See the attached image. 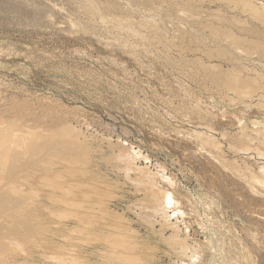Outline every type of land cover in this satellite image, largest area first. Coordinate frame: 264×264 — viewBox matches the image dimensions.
Returning a JSON list of instances; mask_svg holds the SVG:
<instances>
[{"label": "rangeland", "instance_id": "374dc122", "mask_svg": "<svg viewBox=\"0 0 264 264\" xmlns=\"http://www.w3.org/2000/svg\"><path fill=\"white\" fill-rule=\"evenodd\" d=\"M181 1L183 2L180 3ZM263 1L244 0L243 2L254 3V6L262 9ZM227 2L228 0H0V120L4 121L7 118V123L4 125L11 123L21 126L19 130L13 125L15 133L18 130L20 134H16V141L14 140L11 148L14 153L13 159L7 160L6 165H9L10 168L6 166L7 170L5 169L4 172H8L6 177L14 181L18 174L16 178L20 184L18 185L19 189L22 186V191L18 189L17 193L10 191L14 187L3 186L0 188V202L8 199L9 203L5 208L12 209L10 212L18 210V216H20V218L16 217L12 220L3 218L0 221V226H2L0 227V246L6 249L10 242L11 244L17 242L11 229L14 222L20 223V220L27 223L23 230L25 235L27 236L30 232L35 236L34 241L39 244V247L34 243L24 244L26 245L24 246L26 253H23L25 255H18L19 257L10 255L8 264H59L57 261L68 255V249L71 248L69 246L74 241H76L74 244L79 242L81 245L77 255L75 254L81 261H88V264H105L106 262L113 264L114 262L108 257L98 260L99 258L97 259L92 254L95 251L106 253L105 248H108V252L111 250L101 241L107 236L113 238H111L113 247L120 250L121 248L116 244L121 245L123 240L130 239L136 242L139 249L137 248L138 252L135 254L141 256V258L136 256V258L138 257L137 264L139 262L141 264H146V262L147 264H190L187 257H191L192 252L196 253L197 264H264V212H262L264 211V194L252 187L248 179L243 176L248 168V171L253 172L255 168H257L255 171H258L264 167V156H259L257 150H254L257 146H261L259 147L260 151L264 149V133H261L264 131L262 130L264 128V109H260V106L264 104V99H258L259 95H264V92L258 91L256 96L252 94L255 98L242 97L241 95L242 99L238 98V93L236 95L235 92L232 93L233 91L228 92V89L220 85L217 86L212 74L209 70L207 71L209 73H206V66H204H216L217 73L232 70L250 77L259 74L258 78H255L263 82L264 55L262 53L257 55L252 53L245 57L237 56L235 58L231 57V54L222 55L220 51L224 49L225 45L227 46L225 39L214 40L210 30L215 26L217 28L221 26V30L233 29L238 34L246 25L247 28L259 29L260 32H264V26L256 23L249 13L246 14V10L243 15L242 7L238 8L237 5L235 7L234 1L230 0L228 4ZM213 15L215 16L213 17ZM241 21L242 23L247 22V24L244 26L243 23L242 26ZM208 25H210V30L207 29ZM215 51L220 55H217ZM212 54L213 58H211ZM207 55L208 57H206ZM240 59H242L241 62H239ZM200 61H203L204 65ZM236 66L238 69L240 68L239 71L235 69ZM218 68L219 71H217ZM253 71L254 73H251ZM203 111L204 113H202ZM2 113L4 116L1 118ZM65 114L67 116H64ZM227 116L228 120H226ZM15 121L18 122L15 123ZM34 121H39V124ZM65 125L74 128V131H72L73 128L71 131L76 140H79L78 143L75 140L72 143L69 141L70 139L60 142L64 137L58 136L59 133H62L60 128H64ZM35 126L39 129L35 130ZM44 127L49 130L44 132ZM244 129L248 132L251 129L253 131L251 130L252 133L248 134ZM24 131L25 133H23ZM185 131L187 132L185 133ZM191 131H195V133ZM34 132L35 135H39L41 132L43 136L41 134L38 139L36 136L33 138L32 133ZM197 132H200V136L196 139L194 137H198ZM192 133H194V137H192ZM51 134H53L52 138H50ZM201 134L202 138L200 139ZM245 134H248L255 142H253L255 145L253 151L250 150L252 152L239 151L241 142L239 143L238 140L241 139V135ZM25 135L27 138L29 136L33 138L34 145L41 147L39 150L36 149L38 152L32 154V158H28L31 154L25 155L23 152L25 147L22 141L30 139H26ZM203 135H206L205 139ZM56 137H59L60 141ZM207 137L212 143L206 142ZM222 138L228 141L225 142ZM51 139L54 140L51 141ZM198 139L202 142L200 143ZM47 142L54 145L50 146ZM56 143L58 144L56 145ZM216 144L220 145L218 157ZM18 148L19 150H16ZM125 148L130 152L134 151L135 153L136 151V154L142 153L140 158L135 160V162L138 161L134 162V166L141 169L140 173L144 170L142 173L146 174L145 177L142 173L140 175L137 170H127L125 162L120 164L122 160L117 161V158H120V156L117 157L120 150L124 149L123 153H125ZM17 152L21 155H18ZM215 152L218 161L214 157ZM222 152L224 157L226 156L225 159L223 158L224 161H222L223 156H220L223 155ZM244 152L247 153L244 154ZM236 153L238 155H234ZM22 154L28 157L25 158ZM211 155H213V159L210 158ZM240 155L243 159L240 158ZM147 159L149 160L147 161ZM236 160L238 163H233ZM18 161L21 163L19 162V164ZM68 161L76 164H70ZM254 161L260 164L257 165ZM23 163L24 165H22ZM157 163L161 165L158 168ZM224 163L226 165L228 163V165L226 166ZM17 165L20 167L19 170H13L12 166ZM123 165L126 167H122ZM245 165L246 167L250 166L246 168ZM229 168L233 170L231 171ZM165 171L166 173H164ZM147 175H151L152 184H148ZM160 175H165L169 179L172 176L170 181L174 180L172 185L174 190L168 183L161 180ZM31 179L33 182L30 181ZM139 179H143V181H139ZM65 180L69 181L65 182ZM42 181L48 183L47 190L52 187L53 191H47V184L46 186L42 185L40 183ZM235 183L236 185L239 183V187ZM243 183H246V186ZM55 185L64 190L66 188L69 190L72 185L75 191L70 189L73 191L68 196L70 193L68 194L65 190L67 192L65 194L61 188L64 193L61 194V191H58L60 188H55ZM39 186L45 187V190ZM148 186L152 189H148ZM153 187L154 191H152ZM138 189H140L139 191L144 189L142 191H145L146 195L145 192H139ZM167 189L179 203L178 213L183 215L182 217L178 214L170 220V223L164 222L165 219L163 221L162 218L166 216L160 213V209L163 212L168 211L167 204L163 200L161 203L154 202L158 194L163 190L168 192ZM156 191L159 193H155ZM152 192L157 196L155 197ZM218 193L220 194L218 195ZM53 195L55 196L52 197ZM256 196L260 198H256ZM60 200L64 204H66L65 201L70 204L77 203L78 207L81 204L80 208L83 207V211L86 208L85 211L92 210L98 214L95 212L87 214L78 207L76 209L75 205H73L75 209L70 210L72 207L63 206V203L60 205ZM162 203L164 206L161 207ZM95 207L97 208L95 209ZM49 209L50 211H48ZM51 212L54 214L52 215ZM100 213H104L105 217ZM72 214L88 216L91 220L95 218L91 225L85 224L83 227L81 224H84V221L80 223V220L78 224L81 226H79L77 221L72 219L74 217L71 218ZM168 214L172 216L174 212L169 210ZM54 217L56 220L53 219ZM99 218L105 222L102 224ZM4 221L5 223H3ZM53 221H58L59 224H53ZM95 224L97 225L95 226ZM54 226H59V228ZM106 228L107 230H105ZM111 228L115 229L114 234L110 231L113 230ZM42 229L43 231H41ZM117 229H126L127 232L123 230L126 234H121L124 238L116 237V234L120 233ZM72 230L77 232L76 236L71 233ZM82 230L85 231V233L82 232L84 237L81 236ZM44 231L45 233L42 235ZM174 234L179 241L180 239H184L183 242L187 241L188 243H185L189 244V248L193 249L194 247V250L185 252L188 256L185 257L181 252L182 249H179L184 245L178 244L182 241L179 242L176 239L178 248L174 247L176 246L173 243L175 238L172 235ZM92 237L100 240L98 239L96 242ZM168 238L173 239L168 240ZM115 239L116 241H114ZM69 241L72 244L68 243ZM85 242L90 244L85 246ZM250 242L252 245L249 244ZM3 249L1 250L4 251L5 249ZM177 249L181 253H176ZM190 251L192 252L190 253ZM44 253L48 254V257H45ZM244 260L246 261L244 262ZM61 264L63 263L61 262Z\"/></svg>", "mask_w": 264, "mask_h": 264}, {"label": "bare ground", "instance_id": "6f19581e", "mask_svg": "<svg viewBox=\"0 0 264 264\" xmlns=\"http://www.w3.org/2000/svg\"><path fill=\"white\" fill-rule=\"evenodd\" d=\"M174 1V0H173ZM186 1V0H185ZM225 1V0H224ZM230 0H228V2H229ZM234 2H235V7H236V5L238 6V8L239 7H242V9H243V15H244V13L245 12H247L246 14L248 15V13H249V16L256 22V23H258L259 25H261L262 27L264 26V6L262 7V9L261 8H258V6H254L252 3H250V2H243V1H239V0H233ZM232 0H231V2H233ZM248 1V0H247ZM256 1V0H255ZM183 1H181L180 3H182ZM228 2H227V4H228ZM258 2V1H257ZM264 2V1H263ZM226 3V2H225ZM260 3V2H259ZM198 4V3H197ZM214 4V3H213ZM230 4V3H229ZM232 5L234 4V3H231ZM257 4V3H256ZM255 4V5H256ZM231 5V6H232ZM229 6V5H228ZM234 8V7H233ZM232 10V9H231ZM244 10H246L245 12H244ZM185 11V10H184ZM213 11V10H212ZM215 11V10H214ZM233 11V10H232ZM235 11V10H234ZM180 12V11H179ZM185 12H187V11H185ZM205 12V11H204ZM216 12H218L217 10H216ZM181 13V12H180ZM183 13V12H182ZM213 13V12H212ZM219 13V12H218ZM206 14V13H205ZM178 15H179V13H178ZM182 15V14H181ZM216 15H217V13H216ZM218 15H220V14H218ZM183 16V15H182ZM187 16H188V14H187ZM215 15H213V17H214ZM221 16H224V15H222L221 14ZM236 16V15H235ZM219 17V16H218ZM232 17V16H231ZM234 17V16H233ZM232 17V18H233ZM222 18V17H221ZM237 19V18H236ZM239 19V18H238ZM251 19V20H252ZM226 20V19H225ZM240 20H242V19H240ZM215 21V20H214ZM224 21V20H223ZM235 21V20H234ZM243 21V20H242ZM242 21H241V25L244 23H242ZM247 21V20H246ZM228 22V21H227ZM248 22V21H247ZM247 22L246 23H244L243 25L245 26L246 24H247ZM215 23V22H214ZM217 23V22H216ZM238 23V22H237ZM225 24H226V22H225ZM239 24V23H238ZM211 25V24H210ZM210 25H208V30H210L209 28H210ZM216 25H218V24H216ZM242 25V26H243ZM206 26V25H205ZM235 26V25H234ZM241 26V27H242ZM249 26V25H248ZM221 27V26H220ZM220 27L219 28H217V26H215L214 28H211L212 30H210L211 31V35L213 36H211L212 38H214V40H222L223 38L225 39V42H226V44H227V46L225 47L224 46V49H222L220 52L222 53V55L224 54L225 56H226V54H231L230 56L232 57H239V56H243V57H245V56H247V55H250V54H252V53H256V55L259 53H262V55H264V32L262 31V32H260V31H258V30H256V29H252V28H247V25L245 26V28H243V30H242V32L241 33H239L238 32V30H237V32H238V34L237 33H235L234 31H233V29H231V30H227V28H225V30L223 29V30H221L222 29V27H221V29H220ZM227 27V26H226ZM237 27H239L238 25H237ZM258 28V27H257ZM235 29H236V27H235ZM238 29V28H237ZM158 31V30H157ZM173 37V36H172ZM210 37V36H209ZM188 38V37H187ZM200 39V38H199ZM195 41V40H194ZM198 41V40H197ZM200 42V41H199ZM220 42V41H219ZM224 42V43H225ZM191 43V42H190ZM198 43V42H197ZM216 43V42H215ZM223 43V42H222ZM189 44V43H188ZM204 44V43H203ZM191 45V44H190ZM208 45V44H207ZM221 45V44H220ZM183 46V45H182ZM206 46V45H205ZM209 46V45H208ZM213 46H215V45H213ZM212 46V47H213ZM217 48V47H216ZM223 48V47H222ZM194 49V48H193ZM206 49V48H205ZM184 50V49H183ZM191 50V49H190ZM203 50V49H202ZM213 50V49H212ZM212 50H211V52H209V55H210V53H212ZM187 52V51H186ZM193 52V51H192ZM203 52V51H202ZM206 52V51H205ZM214 52V51H213ZM233 52V53H232ZM207 53H208V51H207ZM206 53V54H207ZM215 53L217 54V52L215 51ZM205 54V53H204ZM219 55H220V53H218ZM217 54V55H218ZM234 54V55H233ZM217 55H215L216 57H218ZM211 56V55H210ZM209 56V57H210ZM229 56V57H230ZM206 57H208V55L206 56ZM211 58H213V54H212V57ZM215 58V57H214ZM233 58V59H234ZM261 58V57H260ZM263 58V57H262ZM185 59V58H184ZM221 60H222V58H220ZM228 59H230V58H228ZM238 59V58H237ZM247 59V58H246ZM241 60L242 59H240V61L239 62H241ZM251 60H252V57H251ZM262 60V59H261ZM237 61V60H236ZM235 61V62H236ZM247 61V60H246ZM201 63L203 62V61H200ZM227 62V61H226ZM243 62V61H242ZM255 62V61H254ZM259 62V61H258ZM238 63V62H237ZM203 64V63H202ZM249 64V63H248ZM262 64V63H261ZM260 64V65H261ZM204 65V64H203ZM218 65V64H217ZM204 66H206L205 67V69H206V73H209V72H207L208 70L210 71V73L212 74V77H213V80L217 83V86H222V87H224L225 89H228V92H231V91H233L232 93H234L235 92V94L237 95V93H238V98H241L242 99V97L243 96H247V97H253V98H255L252 94H255V96H256V94L258 93V91H260V92H264V80H262L263 82H261V81H259V80H257L255 77H257L258 78V76H259V74L257 75V76H255V77H250L249 75H246L245 76V74H243V75H241V72H240V74H238V73H236V72H233L232 70H228V71H226L225 73L223 72L222 73V71H221V73L220 72H216L215 71V69H217V67L216 66H207V65H204ZM221 66V65H220ZM237 68H235L236 70L238 69V66H236ZM253 67V66H252ZM221 68V67H220ZM232 68V67H231ZM243 68V67H242ZM245 68V67H244ZM212 69V70H211ZM213 69H214V71H213ZM250 69H253V68H250ZM264 69V68H263ZM222 70V69H221ZM226 70V69H225ZM240 70V68L238 69V71ZM217 71H219V68H218V70ZM242 71H243V69H242ZM244 72V71H243ZM250 73V72H249ZM251 73H254V71L253 72H251ZM209 75V74H208ZM251 75V74H250ZM261 75V74H260ZM210 76V75H209ZM254 76V75H253ZM262 79V78H261ZM212 80V81H213ZM214 83V82H213ZM212 83V84H213ZM214 85V84H213ZM216 85V84H215ZM14 90V89H13ZM1 92H3V90H1ZM7 92V91H6ZM194 92H195V90H194ZM257 92V93H256ZM3 94V93H2ZM260 94V93H259ZM258 94V95H259ZM262 94V93H261ZM242 97H241V96ZM240 96V97H239ZM260 97H258V99H261V98H263L264 99V95H259ZM15 98V97H14ZM32 98V97H31ZM224 98V97H223ZM246 98V97H245ZM182 99V98H181ZM251 99V98H250ZM257 99V98H256ZM257 99V100H258ZM230 100V99H229ZM231 100H233V99H231ZM235 101H236V99H234ZM248 100V99H247ZM262 100V99H261ZM0 101H1V99H0ZM198 101V100H197ZM200 101V100H199ZM253 102L254 101H256V100H252ZM14 102V101H13ZM51 102V101H50ZM238 102V101H237ZM1 103V102H0ZM6 104V103H5ZM261 104H262V102H261ZM20 105V104H19ZM31 105V104H30ZM187 105V104H186ZM259 106H260V102H259V104H258ZM264 105V104H263ZM263 105H261V106H263ZM41 106V105H40ZM260 106V109H264V106L263 107H261ZM36 107V106H35ZM56 107V106H55ZM64 107V106H63ZM207 107V106H206ZM230 107V106H229ZM8 108V107H7ZM16 108H17V106H16ZM209 108V107H208ZM208 108H206V109H208ZM211 108V107H210ZM243 108H244V106H243ZM9 109V108H8ZM14 109H15V107H14ZM39 109H40V107H39ZM50 109V108H49ZM258 109V108H257ZM13 110V109H12ZM27 110V109H26ZM37 110V109H36ZM41 110V109H40ZM209 110V109H208ZM207 110V111H208ZM18 111V110H17ZM210 111V110H209ZM260 111V110H259ZM4 112V111H3ZM24 112V111H23ZM50 112H52V111H50ZM211 112H213V111H211ZM210 112V113H211ZM7 113H8V111H7ZM16 113H18V112H16ZM22 113V112H21ZM67 113V112H66ZM77 113V112H76ZM202 113H204V111L202 112ZM209 113V112H208ZM216 113V112H215ZM5 114V113H4ZM206 114V113H205ZM212 114H214V113H212ZM217 114V113H216ZM246 114V113H245ZM9 115V114H8ZM18 115H19V113H18ZM29 115V114H28ZM55 115H57V114H55ZM194 115H196V114H194ZM201 115V114H200ZM226 115V114H225ZM249 115V114H248ZM2 116H4L3 115V113H2V115H1V118H2ZM15 116V115H14ZM45 116V115H44ZM64 116H67L66 114L64 115ZM64 116H62V117H64ZM223 116V115H222ZM221 116V117H222ZM232 116H233V114H232ZM19 117V116H18ZM58 117V116H57ZM251 117V116H250ZM256 117V116H255ZM43 118V117H42ZM41 118V119H42ZM45 118H47V117H45ZM223 118V117H222ZM233 118H234V116H233ZM237 118V117H236ZM235 118V119H236ZM7 119V118H6ZM6 119L3 121V119L2 120H0V188H2L3 186H6V187H14V188H12L10 191L12 192V193H17L21 188H22V186H21V188L19 189V186L18 185H20V184H18V182H17V178H16V176L18 175L17 173H15V174H17L16 176H15V181L14 180H11V179H8L7 177H6V175H8L7 173L8 172H4V171H6L7 169H6V166H8V168H10L9 167V165H6L7 164V160H10L9 158H12L13 157V155H14V153H12V145L14 144L13 142H14V140H15V137H16V134L17 133H19L20 134V132L17 130L16 131V133H15V128H14V126L13 125H15L16 126V124H9V125H4V124H6L7 123V121H6ZM18 119V118H17ZM16 119V120H17ZM37 119H39V118H37ZM78 119V118H77ZM188 119V118H187ZM195 119H197V118H195ZM200 119V118H199ZM225 119V118H224ZM223 119V120H224ZM253 119H254V117H253ZM45 120V119H44ZM226 120H228V116H227V118H226ZM238 120V119H237ZM192 121V120H191ZM239 121V120H238ZM237 121V122H238ZM253 121V120H252ZM18 121H15V123H17ZM34 122H38V124H39V121H34ZM44 122V121H43ZM217 122V121H216ZM228 122V121H227ZM235 122H236V120H235ZM245 122V121H244ZM259 122V121H258ZM13 123V122H12ZM21 123V122H20ZM20 123H19V125H20ZM168 123V122H167ZM186 123V122H185ZM241 123V122H240ZM254 123V122H253ZM260 123H261V121H260ZM260 123H258V124H260ZM194 124V123H193ZM246 124H248L247 122H246ZM36 126H37V124H35ZM42 125V124H41ZM57 125V124H56ZM60 125V124H59ZM214 125V124H213ZM221 125V124H220ZM227 125H229V124H227ZM241 126H243L242 124H240ZM250 125V124H249ZM256 125H257V123H256ZM34 126V125H33ZM33 126H31L32 128H33ZM35 126V130H37V129H39V128H37ZM58 126V125H57ZM208 126V125H207ZM216 126H217V124H216ZM238 126H239V124H238ZM240 126V127H241ZM251 126V125H250ZM252 126H254V125H252ZM16 127H18V129L20 130V128L19 127H21V126H16ZM58 127H60V126H58ZM65 127H68V128H65ZM181 127V126H180ZM201 127V126H200ZM209 127V126H208ZM214 127H215V125H214ZM221 127V126H220ZM246 127V125L244 126V128ZM255 127V126H254ZM258 127V126H257ZM256 127V128H257ZM26 128V127H25ZM30 128V127H29ZM73 128V127H72ZM71 126L69 127V126H64V128L62 127V128H60L61 130L60 131H62V133L60 134L59 133V137H61V136H64V137H62V139H61V141L60 142H63V140L64 141H66V140H69L70 142H72V143H74L75 141L78 143V141L76 140V138L74 137V135H73V133H72V131H74V128H73V130L71 131ZM202 128H203V125H202ZM216 128V127H215ZM242 128V127H241ZM249 128V127H248ZM252 128V127H251ZM211 129V128H210ZM253 129V128H252ZM251 129V130H252ZM258 129V128H257ZM28 130V129H27ZM40 130H42V129H40ZM44 132H45V127H44ZM49 130V129H48ZM48 130H46V131H48ZM183 130H185V129H183ZM213 131H214V129H212ZM218 130H220V129H218ZM246 129H244V131H245ZM250 130V129H249ZM251 130H250V132H251ZM262 130H264V128L262 129ZM21 131H22V129H21ZM51 131V130H50ZM53 131V130H52ZM206 131L208 132V130L206 129ZM243 131V132H244ZM253 131V130H252ZM27 132V131H26ZM39 132V131H38ZM38 132H36V133H38ZM43 132V131H42ZM187 131H185V133H186ZM191 132H194L195 133V131H191ZM239 132H241V131H239ZM246 132H248L247 130L245 131V133ZM250 132H248V134L250 133ZM256 132H258V131H256ZM23 133H25V131L23 132ZM190 133V132H189ZM194 133H192V135L194 134ZM198 133V132H197ZM196 133V135L198 136V137H194V135L192 136V137H194V138H199V136H200V132L197 134ZM252 133V132H251ZM261 133H264V131H262ZM29 135L31 134V133H28ZM39 134V133H38ZM41 132H40V136H41ZM55 134V133H54ZM219 134V133H218ZM225 134V133H224ZM228 134V133H227ZM226 134V135H227ZM248 134L245 136V135H241V139H239L238 141H239V143H240V145H241V149L239 150V151H241V150H244V151H250V150H252L253 151V146L255 147V145H254V141H253V139H251V137H249L248 136ZM254 134H255V131H254ZM28 135V136H29ZM39 135H35V132L34 133H32V137L33 136H36L37 137V139H38V137H39ZM48 135H49V133H48ZM48 135L46 134V138L48 137ZM56 135H57V132H56ZM61 135V136H60ZM190 135V134H189ZM210 135H211V133H210ZM214 135V134H213ZM229 135V134H228ZM228 135L226 136V137H228ZM233 136H234V134H232ZM239 135V134H238ZM19 136V135H18ZM18 136H17V139H18ZM22 136H24V134H22ZM42 136H43V134H42ZM204 136V135H203ZM254 136V135H253ZM252 136V137H253ZM264 136V135H263ZM25 137H26V135H25ZM32 137H30L29 136V138H27L26 137V139H29V140H23L22 141V144L24 145V147H25V151H23L24 152V154L26 155H28V154H31L29 157L28 156H24L23 154V156L25 157V158H32L33 156H32V154H35V152H38V151H36V149H40L41 147H40V145H37L36 146V144L34 145V142L35 141H32L33 140V138ZM44 137H45V135H44ZM53 137V134H51V137L50 138H52ZM65 137H66V139H65ZM205 137H206V135L204 136V139H205ZM226 137H224V139L226 140ZM235 137V136H234ZM236 137H238V136H236ZM259 137V136H258ZM32 138V139H31ZM41 138V137H40ZM39 138V139H40ZM43 138V137H42ZM50 138H48L49 139V141H50ZM55 138V139H56ZM68 138V139H67ZM202 138V134H201V137H200V139ZM208 138V137H207ZM206 138V142L207 143H209V142H211L212 143V141H210V138H208L207 139ZM239 138V137H238ZM22 139H23V137H22ZM45 139V138H44ZM47 139V140H48ZM200 139H198L199 141H200ZM223 139V138H222ZM223 139V140H224ZM237 139V138H236ZM35 140V139H34ZM54 139H51V141H53ZM75 140V141H74ZM215 140V139H214ZM224 140V141H225ZM257 140V139H256ZM264 140V139H263ZM16 141V140H15ZM216 141V140H215ZM220 141V140H219ZM228 141V140H227ZM227 141H225V142H227ZM230 141V140H229ZM202 141H200V143H201ZM203 142H205V141H203ZM205 142V143H206ZM254 142V143H253ZM260 142V141H259ZM264 142V141H263ZM20 143H21V141H20ZM45 143V142H44ZM48 143V145H50L49 144V142H47ZM53 143V142H52ZM55 143V142H54ZM71 143V144H72ZM205 143H204V146H205ZM219 143V142H218ZM230 143V142H229ZM17 144V143H16ZM58 143H56V145H57ZM80 144V143H79ZM203 144V143H202ZM220 144V143H219ZM54 144H52V145H50V146H53ZM60 145V144H59ZM210 145V144H209ZM218 144H216V152H217V157L219 156V154H220V148H219V146H217ZM73 146V145H72ZM77 146V145H76ZM229 146V145H228ZM238 146V145H237ZM262 146H263V144H262ZM24 147H23V149H24ZM82 147V146H81ZM83 147H84V145H83ZM82 147V148H83ZM207 147V146H206ZM223 147V146H222ZM259 147H261V146H257L254 150H257V153L259 154V156H264V149L262 150V151H260V148ZM264 147V146H263ZM17 148V147H16ZM208 148H210V147H208ZM224 148V147H223ZM232 148H235V147H232ZM21 149V148H20ZM22 149V150H23ZM226 149V148H225ZM229 149H230V146H229ZM16 150H19V148L18 149H16ZM21 150V151H22ZM48 150V149H47ZM50 150V149H49ZM132 150V149H131ZM202 150V149H201ZM208 150V149H207ZM212 150V149H211ZM85 151V150H84ZM123 151H124V149H123ZM123 151H121L120 150V153L122 152L123 153ZM199 151V150H198ZM230 151V150H229ZM236 151V150H235ZM252 151H250V152H252ZM14 152L16 153V151L14 150ZM20 152V151H19ZM19 152H17V154L19 153ZM22 152V153H23ZM132 152V151H131ZM130 152V150H127L126 148H125V153H123V154H118L117 155V157H119L120 156V158H117V161H121L120 162V164L121 163H124L125 162V165L127 166V170H131V169H133V170H137V172H139L141 169H139L138 167H135L134 165H135V163L138 161H136L135 162V160L136 159H138V158H140V156L142 155V153L140 154H136V151H135V153H134V151L131 153ZM214 152V151H213ZM216 152H215V156L214 157H216ZM212 153V152H211ZM232 153V152H231ZM242 153V152H241ZM245 153H247V152H244V154ZM222 154L223 155H220L221 157H222V159L224 158H226V156L224 157V153L222 152ZM225 154H227V153H225ZM252 154V153H251ZM18 155H21L20 153L18 154ZM63 155V154H62ZM214 155V154H213ZM213 155H211L212 157H210V158H212L213 159ZM234 155H238V153H236V154H234ZM243 155V154H242ZM37 156V155H36ZM35 156V157H36ZM245 156V155H244ZM243 156V157H244ZM34 157V158H35ZM217 157H216V161H218L217 160ZM20 158H21V156H20ZM38 158V157H37ZM147 158V157H146ZM228 158V157H227ZM240 158H242L241 157V155H240ZM252 158V157H251ZM253 158H254V156H253ZM13 159V158H12ZM11 159V160H12ZM36 159V158H35ZM75 159H77V158H75ZM120 159V160H119ZM199 159V158H198ZM224 159L222 160V161H224ZM243 159V158H242ZM249 159H250V157H249ZM260 159H261V157H260ZM17 160H18V156H17ZM16 160V161H17ZM30 160V159H29ZM37 160V159H36ZM42 160V159H41ZM45 160V159H44ZM141 160V159H140ZM139 160V161H140ZM145 160V159H144ZM149 159H147V161H148ZM185 160V159H184ZM219 160L221 161V159H220V157H219ZM257 160V159H256ZM14 161V160H13ZM23 161V160H22ZM43 161V160H42ZM51 161V160H50ZM212 161V160H211ZM214 161H215V158H214ZM216 161H215V164H216ZM229 161H230V159H229ZM238 160H236V161H234L233 163H235V162H237ZM251 161V160H250ZM260 161V160H259ZM9 162V161H8ZM11 162V161H10ZM9 162V163H10ZM21 163V161H18V163ZM29 162V161H28ZM35 162V161H34ZM48 162V161H47ZM89 162V161H88ZM135 162V163H134ZM141 162V161H140ZM160 162V161H159ZM227 162V161H226ZM254 162H256V161H254ZM264 162V161H263ZM12 163V162H11ZM19 163V164H20ZM54 163V162H53ZM68 163H70V164H73L71 161H68ZM161 163V162H160ZM211 163V162H210ZM213 163V162H212ZM220 163V162H219ZM223 163V162H222ZM222 163H221V165H222ZM238 163V162H237ZM245 163V162H244ZM13 164V163H12ZM15 164V163H14ZM16 164H17V162H16ZM48 164V163H47ZM60 164V163H59ZM59 164H57V165H59ZM76 164V163H75ZM75 164H73V165H75ZM214 164V163H213ZM225 164V163H224ZM223 164V165H224ZM249 164V163H248ZM256 164H257V162H256ZM258 164H260L259 162H258ZM257 164V165H258ZM262 164V163H261ZM22 165H24V163L22 164ZM22 165H21V168L23 169V167H22ZM34 165V164H33ZM41 165H42V163H41ZM44 165V164H43ZM63 165H66V164H63ZM73 165H72V168H73ZM78 165V164H77ZM90 165V164H89ZM122 165V164H121ZM125 165H123L122 167H124ZM160 164L159 163H157V168H158V166H159ZM220 165V166H221ZM226 165V164H225ZM227 165H228V163H227ZM226 165V166H227ZM233 165V164H232ZM232 165H230V166H232ZM244 165V164H243ZM256 165V166H257ZM37 166H39V165H37ZM47 166V165H46ZM68 166H70V165H68ZM125 166V167H126ZM161 166V165H160ZM196 166V165H195ZM217 166V165H216ZM219 166V167H220ZM237 166V165H236ZM242 166V165H241ZM250 166V165H249ZM249 166H247L246 167V165H245V167L246 168H248ZM252 166V165H251ZM260 166V165H259ZM262 166V165H261ZM222 167V166H221ZM244 167V166H243ZM254 167V166H253ZM12 168H13V170H15V169H18V168H20V167H18V165L17 166H15V167H13L12 166ZM12 168H11V171H13L12 170ZM71 168V167H70ZM142 168V167H141ZM146 168V167H145ZM161 168V167H160ZM252 168V167H251ZM6 169V170H5ZM48 169V168H47ZM122 169V168H121ZM221 169V168H220ZM230 169V168H229ZM249 169V168H248ZM248 169H247V171L246 172H244L245 174L243 175L246 179H248V181L251 183V185H252V187H254V188H256V189H258L259 191H260V193H263L264 194V167H261L258 171H255V169H257V168H255L254 169V171L252 172V171H248ZM19 170V169H18ZM122 170H124V169H122ZM160 170H162V169H160ZM165 170V169H164ZM225 170V169H224ZM231 171L233 170L232 168L230 169ZM241 170H243L242 168H241ZM253 170V169H252ZM10 171V172H11ZM29 171V170H28ZM83 171V170H82ZM169 171V170H168ZM236 171V170H235ZM9 172V173H10ZM134 172V171H133ZM142 172H144V170L142 171ZM141 172V173H142ZM145 172H146V170H145ZM147 172H149V171H147ZM156 172V171H155ZM201 172V171H200ZM207 172V171H206ZM12 173H14V172H12ZM29 173V172H28ZM124 173V172H123ZM130 173H131V171H130ZM130 173H128V174H130ZM140 173V172H139ZM141 173H140V175H141ZM150 173H151V171H150ZM164 173H166V171L164 172ZM169 173H171V172H169ZM210 173V172H209ZM231 173V172H230ZM234 173V172H233ZM65 174V173H64ZM135 174V173H134ZM142 174H144V177H145V173H142ZM162 174V173H161ZM227 174V173H226ZM238 175H240L239 173H237ZM241 174H242V172H241ZM38 175V174H37ZM57 175V174H56ZM139 175V174H138ZM230 175V174H229ZM232 175V174H231ZM36 176V175H35ZM70 176V175H69ZM151 175H147L146 176V180L148 181V184H152V179H151V177H150ZM154 176V175H153ZM161 176V180L164 182V183H168L169 184V186L170 187H172V185H173V181L171 182L170 181V179L172 178V176H171V178L169 179V178H167V177H165V175H160ZM159 176V177H160ZM200 176V175H199ZM242 176V177H243ZM10 177V176H9ZM28 177V176H27ZM30 177V176H29ZM32 177V176H31ZM65 177V176H64ZM68 177V176H67ZM71 177V176H70ZM69 177V178H70ZM78 177V176H77ZM137 177V176H136ZM135 177V178H136ZM139 177V176H138ZM141 177H143V176H141ZM140 177V178H141ZM169 177V176H168ZM176 177V176H175ZM208 177V176H207ZM241 177V176H240ZM241 177V178H242ZM56 178H58V177H56ZM72 178V177H71ZM153 178V177H152ZM211 178V177H210ZM230 178V177H229ZM233 178H234V175H233ZM236 178V177H235ZM45 179V178H44ZM128 179V178H127ZM129 179H131V178H129ZM128 179V180H129ZM138 179V178H137ZM144 179V178H143ZM143 179H139V181L140 180H142L143 181ZM232 179V178H231ZM237 179V178H236ZM21 180V179H20ZM62 180V179H61ZM71 180V179H70ZM131 180H133V179H131ZM131 180H130V182H131ZM166 180H169V181H166ZM177 180V179H176ZM211 180V179H210ZM214 180V179H213ZM243 180H244V178H243ZM23 181V180H22ZM30 181H32V179L30 180ZM63 181H64V178H63ZM67 180H65V182H66ZM69 181V180H68ZM67 181V182H68ZM72 181V180H71ZM135 181V180H134ZM233 181V180H232ZM240 181V180H239ZM26 182V181H25ZM33 182V181H32ZM46 181H44V183H43V181L42 182H40V183H42V185L43 184H45V186H46V184H47V188H46V190L48 189V183H45ZM154 182V181H153ZM178 182V181H177ZM213 182V181H212ZM246 183H248L247 181H245ZM22 183V182H21ZM29 183V182H28ZM28 183H27V185H28ZM59 183V182H58ZM62 183V182H61ZM132 183V185H133V182H131ZM217 183V182H216ZM237 183V182H236ZM236 183H235V185H236ZM245 183V184H246ZM134 184H136V183H134ZM141 184H142V182H141ZM239 184V183H238ZM238 184L236 185V186H238ZM244 183H243V185H245ZM57 185V184H56ZM55 185V188L56 187H58V186H56ZM137 185V184H136ZM139 185H140V182H139ZM146 185V184H145ZM52 186V185H51ZM66 186H68V185H66ZM72 186V185H71ZM70 186V189H73L74 190V188H73V186L71 187ZM143 186V185H142ZM153 186V185H152ZM152 186H150V187H152ZM163 186H166V187H169L168 185H163ZM216 186V185H215ZM246 186V185H245ZM39 187H42V186H39ZM136 187V186H135ZM138 187V186H137ZM136 187V188H137ZM140 187V186H139ZM158 187V186H157ZM179 187V186H178ZM209 187V186H208ZM224 187V186H223ZM239 187V186H238ZM251 187V188H252ZM9 188H8V190H9ZM44 190H45V187H42ZM51 189H52V187H50ZM49 188V189H50ZM58 188H60V186L58 187ZM62 188V187H61ZM60 188V189H61ZM66 188V187H65ZM69 188V187H68ZM80 188V187H79ZM147 188V187H146ZM173 188V187H172ZM210 188V187H209ZM218 188V187H217ZM241 188V187H240ZM247 188V187H246ZM19 189V190H18ZM50 189V190H51ZM58 190V191H61L60 193L61 194H64V193H62L63 192V190L61 189V190ZM69 189V190H70ZM86 189V188H85ZM141 189V188H140ZM140 189H138V191L140 190ZM148 189H152V188H149V186H148ZM156 189V188H155ZM165 189V188H164ZM1 190V189H0ZM3 190V189H2ZM5 190H6V188H5ZM15 190V191H14ZM50 190H47V191H50ZM67 192H68V196H70L71 195V192L73 191V190H70V192H69V190H67V188L65 189ZM65 190H64V192H65ZM79 190V189H78ZM142 190H144V189H142ZM141 190V191H142ZM146 191H147V189H145ZM173 190H174V188H173ZM178 190V189H177ZM240 190V189H239ZM242 190V189H241ZM244 190H246V189H244ZM257 190V191H258ZM21 191H22V189H21ZM51 191H53V190H51ZM50 191V192H51ZM58 191H56V192H58ZM75 191V190H74ZM84 191V190H83ZM141 191H139V192H141ZM152 191H154V187H153V190ZM158 191H160V190H158ZM166 191H168V189L166 190ZM207 191V190H206ZM218 191V190H217ZM249 191V190H248ZM252 191V190H251ZM256 191V190H255ZM256 191V192H257ZM2 192V191H1ZM9 192V191H8ZM7 192V194L9 195V193ZM67 192H65V194H67ZM142 192H145V191H142ZM150 192V191H149ZM221 192H222V190H221ZM240 192V191H239ZM3 193V192H2ZM59 193V192H58ZM148 193V192H147ZM153 193V192H152ZM155 193H159V192H155ZM173 193V192H172ZM230 193V192H229ZM238 193V192H237ZM244 193V192H243ZM247 193H251V192H247ZM246 193V194H247ZM259 193V194H260ZM6 194V195H7ZM20 194H21V192H20ZM20 194H17V195H20ZM55 194V193H54ZM145 195H146V192L144 193ZM154 194V193H153ZM161 194V195H160ZM160 194H158V196L157 195H155L154 194V196L156 197V199H155V201L154 202H157V203H161L162 202V200L167 204V208H168V211L169 210H172V212H174V214L172 215V216H170L169 214H168V211L166 210V211H164L163 212V210L162 209H160V213H163V214H165L164 216H166L165 218H162V220L163 219H165V221L164 222H169L170 223V220L171 219H173L174 217H176L178 214H180V213H178L179 212V207H178V205H179V203H177L176 202V198H174V196L171 194V193H169V191L168 192H165L164 190H163V192H160ZM179 194V193H178ZM187 194V193H186ZM211 194H213L212 192H211ZM220 193H218V195H219ZM224 194V193H223ZM242 194V193H241ZM258 194V193H257ZM26 195V194H25ZM44 195V194H43ZM149 195V194H148ZM225 195V194H224ZM244 195V194H243ZM251 195H253V194H251ZM256 195V194H255ZM32 196V195H31ZM55 195H53L52 197H54ZM81 196V195H80ZM245 196V195H244ZM243 196V197H244ZM3 197H4V194H3ZM9 197V196H8ZM16 197H18V196H16ZM51 197V198H52ZM65 197H67V195H65ZM64 197V198H65ZM145 197V196H144ZM152 197H153V195H152ZM155 197H153V198H155ZM219 197V196H218ZM252 197V196H251ZM259 197V196H258ZM257 196H256V198H258ZM50 198V197H49ZM48 198V199H49ZM50 198V199H51ZM56 198V197H55ZM72 198V197H71ZM91 198V197H90ZM152 198V200H154ZM213 198H214V196H213ZM220 198V197H219ZM218 198V199H219ZM236 198H238V197H236ZM255 198V197H254ZM254 198H253V200H254ZM260 198V197H259ZM54 199V198H53ZM89 199V198H88ZM148 199H150V198H148ZM239 199V198H238ZM22 200V199H21ZM55 200H57V199H55ZM64 200V199H63ZM228 200V199H227ZM235 200V199H234ZM234 200H232L233 202H236V201H234ZM242 200V199H241ZM256 200V199H255ZM261 200H263V199H261ZM3 201V200H2ZM11 201V200H10ZM32 201V200H31ZM149 201V200H148ZM221 201V200H220ZM223 201V200H222ZM258 201V200H257ZM60 202V205L62 204L63 206H69V207H72V208H70V210L71 209H77V207L78 206H76V204H73L72 202V204H70L69 202H66L65 201V203L66 204H68V205H66V204H64V202H62L61 203V200L59 201ZM86 202H87V200H86ZM111 202V201H110ZM224 202V201H223ZM242 202V201H241ZM247 202V201H246ZM3 203V204H2ZM8 203H9V200L8 199H5L4 200V202H0V221L3 219V218H5V219H13V218H20V216H18V213H19V211L18 210H16V211H13V212H10V211H12V209H10V210H8V209H6L5 207L8 205ZM101 203H102V201H101ZM164 203V204H165ZM226 203V202H225ZM264 203V202H263ZM25 204V203H24ZM258 204H259V202H258ZM31 205V204H30ZM60 205H57V206H60ZM71 205V206H70ZM73 205H75V208H73ZM84 205V204H83ZM82 205V206H83ZM162 205H163V203L160 205L161 207H162ZM184 205V204H183ZM260 205V204H259ZM28 206V205H27ZM56 206V205H55ZM80 206H81V204H79V207H78V209L80 208ZM84 206H86V205H84ZM93 206V205H92ZM164 206V205H163ZM226 206V205H225ZM239 206H240V204H239ZM26 207V206H25ZM33 207H34V205H33ZM87 207V206H86ZM88 207H90V206H88ZM102 207V206H101ZM241 207H242V205H241ZM244 207V206H243ZM62 208V207H61ZM66 208V207H65ZM93 208V207H92ZM97 207H95V209H96ZM104 208V207H103ZM107 208V207H106ZM150 208V207H149ZM157 208V207H156ZM250 208V207H249ZM259 208V207H258ZM263 208V207H262ZM261 208V209H262ZM30 209V208H29ZM68 209V208H67ZM80 209H82V212H87V214H88V212L89 213H94L92 210H90V211H85V210H87L86 208H84L85 210L83 211V207H81ZM90 209H91V207H90ZM154 209V208H153ZM251 209V208H250ZM260 209V208H259ZM156 210H159V209H156ZM155 210V211H156ZM252 210V209H251ZM48 211H50V209L48 210ZM48 211H47V213H48ZM58 212V211H57ZM100 212V211H99ZM110 212V211H109ZM262 212H264V211H262ZM52 213V212H51ZM69 213H70V211H69ZM95 213H97L98 214V212H95ZM49 214V213H48ZM54 214V212L52 213V215ZM60 214V213H59ZM68 214V213H67ZM96 214V215H97ZM101 214V213H100ZM182 214V213H181ZM180 214V215H181ZM104 216V213L103 214H101V216ZM49 216H50V214H49ZM60 216H62V215H60ZM68 217H69V215H67ZM111 216V215H110ZM182 217H183V215H181ZM250 216V215H249ZM30 217V216H29ZM51 217V216H50ZM72 217H74V218H72ZM105 217V216H104ZM253 217V216H252ZM56 217H54L53 219H55ZM62 218V217H61ZM70 218V217H69ZM71 218L73 219V220H76L77 221V224H78V222L81 220V222L80 223H83V221H84V224H81L82 226L83 225H85V224H87V226L88 225H91V222H92V220H94V218L91 220V218L90 217H88V216H83V215H79V214H72V216H71ZM23 219V218H22ZM102 218H99V220H101ZM182 219V218H181ZM252 219V218H251ZM261 219V218H260ZM56 220V219H55ZM57 220H58V217H57ZM106 220V219H105ZM110 220V219H109ZM10 221V220H9ZM49 221V220H48ZM59 221H62V220H60L59 219ZM68 221V220H67ZM96 221V220H95ZM97 221H98V219H97ZM96 221V223H98ZM112 221H114V220H112ZM264 221V220H263ZM14 222V221H13ZM12 222V223H13ZM20 223H16V222H14V226H12L13 228L11 229V233H13L14 235H15V239L17 240V242L15 241L13 244H11V242H10V244L8 245V247L4 250L3 248H1V246H0V250L1 249H3L4 251H0L1 252V254H0V264H8V257L11 255H25V254H23V253H26L25 252V249H24V246H26V245H24V244H27L28 245V243L30 244V243H34L36 246H38L39 247V244L37 243V242H35L34 240V235H31L30 234V232H29V234L26 236L25 235V233L23 232V230L25 229V227L27 226V223L25 222V221H23V220H20L19 221ZM65 222V221H64ZM75 222V221H74ZM94 222V221H93ZM101 222H102V220H101ZM100 222V223H101ZM103 222H105L104 220H103ZM103 222H102V224H103ZM118 222V221H117ZM251 222V221H250ZM258 222V221H257ZM262 222V221H261ZM3 223H5V221L3 222ZM95 223V222H94ZM109 223V222H108ZM226 223V222H225ZM53 224H56V225H58L59 224V222L57 221H53ZM182 224V223H181ZM259 224H260V222H259ZM6 226H7V224H5ZM79 225V224H78ZM81 225H79V226H81ZM97 224H95V226H96ZM99 225V224H98ZM105 225V224H104ZM107 225V224H106ZM171 225H173V224H171ZM87 226H85L86 228H87ZM174 226V225H173ZM173 226H171V227H173ZM180 226V225H179ZM261 226H262V224H261ZM0 227H2V226H0ZM55 227V226H54ZM53 227V228H54ZM56 227H58L59 228V226H56ZM55 227V228H56ZM63 227H65V226H63ZM68 227V226H67ZM84 227V226H83ZM91 229H92V227L91 226H89ZM119 227H121V226H119ZM176 227V226H175ZM254 227V226H253ZM256 227H258V226H256ZM50 228V227H49ZM57 228V229H58ZM94 228V227H93ZM104 228H105V226H104ZM261 228H263V227H261ZM10 229V228H9ZM61 229V228H60ZM62 229H64V228H62ZM79 229V228H78ZM111 229H113V230H110V231H112V233L114 234V228H111ZM176 230L178 229V227L177 228H175ZM243 229V228H242ZM13 230H14V232H13ZM39 230V229H38ZM37 230V232H39ZM51 230V229H50ZM65 230V229H64ZM66 230H68V229H66ZM74 230H77V229H74ZM105 230H107V228L105 229ZM123 230H125L126 231V229H117V231L118 232H120V233H118V232H116V233H118V235L116 234V237L118 238V237H120V238H124V234H126V232H124ZM190 230V229H189ZM41 231H43V229L41 230ZM40 231V232H41ZM78 231H80V230H78ZM84 230H82L81 231V236H83L82 235V232H83ZM185 231V230H184ZM102 232V231H101ZM188 232V231H187ZM250 232V231H249ZM44 233H45V231L43 232V234L42 235H44ZM65 233H66V231H65ZM68 233V232H67ZM71 233H74V235L76 236L77 235V232H74L73 230L71 231ZM76 233V234H75ZM80 233V232H79ZM78 233V234H79ZM84 233H85V231H84ZM34 234V233H33ZM87 234V233H86ZM107 234V233H106ZM112 234V235H113ZM121 234H123V235H121ZM46 235V234H45ZM48 235V234H47ZM71 235V234H70ZM73 235V234H72ZM73 235V236H74ZM132 235V234H131ZM39 236V235H38ZM80 236V235H79ZM87 236V235H86ZM89 236V235H88ZM96 236V235H95ZM115 236V235H114ZM174 236V237H173ZM178 235L176 234V237H177ZM246 236V235H245ZM260 236V235H259ZM72 237V236H71ZM84 237V236H83ZM90 237H91V235H90ZM98 237H99V235H98ZM172 237L173 238H175V234L174 235H172ZM250 237V236H249ZM254 237V236H253ZM253 237H252V239H253ZM263 237V236H262ZM45 238V237H44ZM82 238V237H81ZM86 238H89V237H86ZM95 239V237H92V239ZM103 238V237H102ZM111 238L112 237H109V236H107V237H104V239L103 240H101L105 245H106V247H110L111 248V250H109V252H108V248H105V250H106V253H104V251L102 252V251H98V252H94V253H92L93 255H94V257H96L98 260H100V258H105V257H108L109 258V260L111 259L112 260V262H114L113 264H137V261H136V259L138 258H136V256H140V255H136L135 253H137L138 251H136V250H138L139 248V246L136 244V242H133L132 240H130V239H128V241H125V240H123V242H122V244L121 245H117L116 244V246H118V247H120L121 248V250L120 249H117L116 247H113V241L111 240ZM116 238V239H117ZM172 238V239H173ZM47 239V238H46ZM68 239V238H67ZM66 239V240H67ZM89 239H91V238H89ZM88 239V240H89ZM99 239V238H98ZM97 239V240H98ZM113 239V238H112ZM116 239L114 240V241H116ZM119 239V238H118ZM118 239H117V241H118ZM171 238L169 239L168 238V240H172ZM178 238H175V240H174V244H176V242L178 243ZM255 239V238H254ZM22 240V241H21ZM71 240V239H70ZM75 240H77V239H75ZM96 240V239H95ZM97 240H96V242H97ZM100 240V239H99ZM183 240L184 239H180V241H182L183 242ZM186 240H188L187 238H186ZM91 242H92V240H90ZM100 241V242H101ZM135 241V240H134ZM176 241V242H175ZM179 241V242H180ZM196 241V240H195ZM249 241H251V240H249ZM52 242V241H51ZM74 242H76V241H74ZM74 242H73V244H72V242H68V243H71L72 245H70L69 247H71L70 249H68V255L67 256H64L63 258L61 257L57 262H59V264H61V262L63 263V264H74V263H77V264H79V263H82V264H88L89 262L88 261H81L77 256H75V254L76 253H78V249L81 247V245H80V243L79 242H77V243H79V244H74ZM119 242V241H118ZM121 242V241H120ZM178 243V244H184L183 246L182 245H179V246H182L181 248L179 247V249H182L181 250V252H182V254L183 255H185V257L186 256H188V255H186V253L185 252H188L189 250H194V247H193V249H191V248H189L190 246H188L189 244H186L185 242H187V241H185V242H183V243ZM252 242V241H251ZM251 242L249 243L250 245H252L251 244ZM254 242V241H253ZM37 243V244H36ZM41 243H44V242H41ZM81 243H83V242H81ZM86 243V242H85ZM84 243V245L85 246H87V244H90V243H86L85 244ZM108 243V244H107ZM138 243V242H137ZM188 243V242H187ZM261 243V242H260ZM1 244H3V243H1ZM7 244V243H6ZM139 244V243H138ZM173 244V245H174ZM254 244V243H253ZM262 244H263V242H262ZM32 245V244H31ZM46 245V244H45ZM52 245V244H51ZM83 245V246H84ZM100 245H101V243H100ZM264 245V244H263ZM34 246V245H33ZM178 245L176 244V246H174V247H177ZM5 247V246H4ZM102 247V246H101ZM112 247L114 248V250L112 249ZM253 247V246H252ZM47 248V247H46ZM53 248V247H52ZM109 248V249H110ZM116 248V249H115ZM138 248V249H137ZM141 248V247H140ZM178 248V247H177ZM263 248V247H262ZM261 248V249H262ZM196 249H197V247H196ZM254 249V248H253ZM260 249V250H261ZM264 249V248H263ZM27 250H29V249H27ZM37 250V249H36ZM42 250V249H41ZM66 250V249H65ZM120 250V251H119ZM178 250V249H177ZM177 250H175L176 251V253H178V252H180L179 250L177 251ZM188 250V251H187ZM200 250V249H199ZM251 250V249H250ZM259 250V249H258ZM257 250V251H258ZM58 251V250H57ZM62 251V250H61ZM60 251V252H61ZM140 251V250H139ZM143 251V250H142ZM197 251V250H196ZM257 251H255V252H257ZM9 252V253H8ZM63 252V251H62ZM67 252V251H66ZM66 252H64V253H66ZM145 252V251H144ZM143 252V253H144ZM180 252V253H181ZM192 251H190V253H191ZM199 252V251H198ZM260 252V251H259ZM258 252V253H259ZM263 252H264V250H263ZM50 253V252H49ZM142 253V254H143ZM257 253V254H258ZM33 254V253H32ZM62 254V253H61ZM91 254V253H90ZM239 254H241V253H239ZM48 254H46V253H44V256L46 257ZM77 255V254H76ZM182 255V256H183ZM196 255V253L194 252H192V254H191V257H187V259L189 260H186V261H188L190 264H197V257L195 256ZM249 255V254H248ZM259 255V254H258ZM16 256V257H17ZM36 256V255H35ZM263 256V255H262ZM262 256H260V257H262ZM13 257V256H12ZM19 257V256H18ZM21 257V256H20ZM27 257V256H26ZM41 257V256H40ZM48 257V256H47ZM52 257V256H51ZM93 257V256H92ZM184 257V256H183ZM253 257V256H252ZM38 258V257H37ZM42 258V257H41ZM50 258V257H49ZM140 258H141V256H140ZM200 258V257H199ZM15 259V258H14ZM23 259V258H22ZM43 259V258H42ZM41 259V260H42ZM46 259V258H45ZM53 259H56V258H53ZM58 259V258H57ZM62 259V260H61ZM86 259V258H85ZM107 259V258H106ZM259 259V258H258ZM257 259V260H258ZM44 260V259H43ZM87 260V259H86ZM102 260V259H101ZM105 260V259H104ZM108 260V259H107ZM106 260V261H107ZM142 260V259H141ZM140 260V261H141ZM250 260H251V258H250ZM261 260V259H260ZM33 261V260H32ZM45 261V260H44ZM48 261V260H47ZM103 261V260H102ZM101 261V262H102ZM143 261V260H142ZM183 262H184V259L182 260ZM246 260H244V262H245ZM262 261V260H261ZM88 262V263H87ZM144 262V261H143ZM180 263H181V261H179ZM10 263V262H9ZM49 263V262H48ZM53 264V263H52ZM105 264H111V262H106ZM139 264H141L140 262H139ZM146 264H147V262H146ZM183 264H185V263H183ZM187 264V263H186ZM241 264V263H240ZM259 264V263H258Z\"/></svg>", "mask_w": 264, "mask_h": 264}]
</instances>
